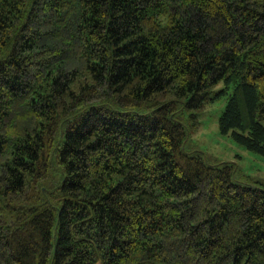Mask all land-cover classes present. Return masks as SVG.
Wrapping results in <instances>:
<instances>
[{
	"label": "trees",
	"instance_id": "16d2710c",
	"mask_svg": "<svg viewBox=\"0 0 264 264\" xmlns=\"http://www.w3.org/2000/svg\"><path fill=\"white\" fill-rule=\"evenodd\" d=\"M224 94L264 155V0H0V264H264V182L184 147Z\"/></svg>",
	"mask_w": 264,
	"mask_h": 264
},
{
	"label": "rangeland",
	"instance_id": "374dc122",
	"mask_svg": "<svg viewBox=\"0 0 264 264\" xmlns=\"http://www.w3.org/2000/svg\"><path fill=\"white\" fill-rule=\"evenodd\" d=\"M227 98L224 94L203 105L198 112V123L188 130L184 147L198 151L208 163L231 165L232 178L239 183L264 182V155L248 150L235 142L230 134H222L218 129V118ZM261 123L264 125V120Z\"/></svg>",
	"mask_w": 264,
	"mask_h": 264
}]
</instances>
